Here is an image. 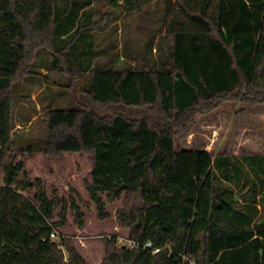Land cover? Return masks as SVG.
I'll return each mask as SVG.
<instances>
[{"label":"trees","instance_id":"1","mask_svg":"<svg viewBox=\"0 0 264 264\" xmlns=\"http://www.w3.org/2000/svg\"><path fill=\"white\" fill-rule=\"evenodd\" d=\"M49 88L62 98L40 100ZM229 100L264 103V0H0V264H90L57 236L69 213L84 226L83 197L32 179L20 152L92 155L90 201L105 219L122 200L129 231L101 264H264V152L176 146ZM19 106L45 124L21 146Z\"/></svg>","mask_w":264,"mask_h":264},{"label":"rangeland","instance_id":"2","mask_svg":"<svg viewBox=\"0 0 264 264\" xmlns=\"http://www.w3.org/2000/svg\"><path fill=\"white\" fill-rule=\"evenodd\" d=\"M142 41L141 38L140 42ZM85 76L81 74V77ZM72 77L73 75H64V81H67L70 88L65 92L66 105L60 103V106H74L73 97L74 90L77 88V80ZM47 78L49 84L56 80L52 75ZM33 80L46 81V77H27L25 81L20 82V87L24 83L25 88H29V85H33ZM49 96L57 100L62 98L60 92L49 88L43 92L40 100H47ZM20 109L23 107L19 106L17 109L18 128L14 132L19 146L28 138L42 133L45 128V124L41 121L37 122L38 120L36 123H28L24 126L20 121V113H22ZM24 109L32 114L33 108L30 102L25 104ZM176 146L185 148L196 146L214 153L223 151L236 154L264 152V103L251 104L229 100L209 113L198 114L195 120L178 135ZM18 156L25 161L26 169L32 179L42 178L47 188L54 187L62 196L67 195L72 187L83 197L85 202L81 204V208L85 214L84 226L79 227L74 215L69 213L67 224L59 229L57 236L60 234L61 237L71 238L90 264L102 263L107 254L109 237L116 235L120 242L126 241L129 231L119 222L116 215L123 201H108L109 216L105 219L98 216L96 206L90 201L85 183L91 179L92 155L90 153L65 152L61 155H51L37 152L29 156L20 152Z\"/></svg>","mask_w":264,"mask_h":264},{"label":"built area","instance_id":"3","mask_svg":"<svg viewBox=\"0 0 264 264\" xmlns=\"http://www.w3.org/2000/svg\"><path fill=\"white\" fill-rule=\"evenodd\" d=\"M0 184H1V181H0ZM55 236V234H52V237H54ZM122 242H124V241H122ZM132 247H135V246H139V244H137V243H133V242H130L129 243ZM151 245V243L149 242V243H147V244H145V246H150ZM157 251V250H156Z\"/></svg>","mask_w":264,"mask_h":264}]
</instances>
